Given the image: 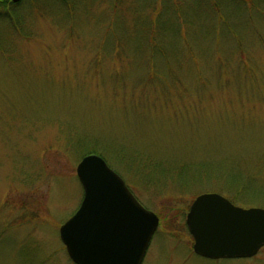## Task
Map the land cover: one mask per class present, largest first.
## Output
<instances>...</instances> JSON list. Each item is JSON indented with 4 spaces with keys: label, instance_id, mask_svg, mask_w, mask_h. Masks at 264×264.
I'll use <instances>...</instances> for the list:
<instances>
[{
    "label": "rangeland",
    "instance_id": "374dc122",
    "mask_svg": "<svg viewBox=\"0 0 264 264\" xmlns=\"http://www.w3.org/2000/svg\"><path fill=\"white\" fill-rule=\"evenodd\" d=\"M18 12L20 30L0 21V264H75L58 229L81 202L75 167L89 153L159 218L141 264H264V245L196 254L185 224L203 192L264 208V0Z\"/></svg>",
    "mask_w": 264,
    "mask_h": 264
},
{
    "label": "water",
    "instance_id": "95a60500",
    "mask_svg": "<svg viewBox=\"0 0 264 264\" xmlns=\"http://www.w3.org/2000/svg\"><path fill=\"white\" fill-rule=\"evenodd\" d=\"M75 172L83 196L58 229L70 260L75 264H141L158 216L137 200L102 156H82ZM185 224L193 251L203 257H251L264 245V208L235 205L217 192L196 195Z\"/></svg>",
    "mask_w": 264,
    "mask_h": 264
},
{
    "label": "flooded vegetation",
    "instance_id": "af4514ba",
    "mask_svg": "<svg viewBox=\"0 0 264 264\" xmlns=\"http://www.w3.org/2000/svg\"><path fill=\"white\" fill-rule=\"evenodd\" d=\"M41 0H0V21L8 22L11 27L16 30L23 28L25 17L21 12H18L21 6L27 5L31 9V14L46 13L50 10H55L56 14L65 12L72 14L76 0H56L62 6V9L46 8L40 4ZM12 21H14L12 23ZM3 46H0V48Z\"/></svg>",
    "mask_w": 264,
    "mask_h": 264
},
{
    "label": "trees",
    "instance_id": "16d2710c",
    "mask_svg": "<svg viewBox=\"0 0 264 264\" xmlns=\"http://www.w3.org/2000/svg\"><path fill=\"white\" fill-rule=\"evenodd\" d=\"M92 149H94V150H91L92 152H95L96 150H95V148H93L92 147ZM147 161V162H146ZM144 163V165H143V163ZM141 163H142V165H143V167H144V170H146V169H150V170H152L153 169V167L154 166H152L151 165V163L149 162V160L148 159H146V160H144V161H142ZM170 168H172L173 170H176V171H178V170H181L182 171V169H184L185 167L183 166V165H175V164H173L172 166H170ZM188 169V168H187ZM189 171V170H188ZM188 171H187V174H188ZM147 179L148 180H145L147 183H149L150 181L149 180H151L150 179V177H147ZM147 183H145V184H147Z\"/></svg>",
    "mask_w": 264,
    "mask_h": 264
}]
</instances>
